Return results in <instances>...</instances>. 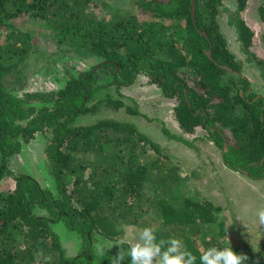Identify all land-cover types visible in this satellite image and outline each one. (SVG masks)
<instances>
[{"label":"trees","instance_id":"16d2710c","mask_svg":"<svg viewBox=\"0 0 264 264\" xmlns=\"http://www.w3.org/2000/svg\"><path fill=\"white\" fill-rule=\"evenodd\" d=\"M195 1L194 22L192 0H135L138 13L148 16L144 20L136 14L108 20L94 11L105 9L98 0H0V264H110L118 246L96 252L92 236L112 239L120 222L152 226L151 209L160 219L157 237H179L197 256L204 248L227 244L229 227L219 216L222 208L195 194H176L172 187L180 177L171 170L169 156L137 125L115 119L76 124L79 116L103 105L125 107L109 96L95 101L99 70H109L111 83L119 89L133 83L146 61L149 82L177 99L174 118L183 132L206 129L223 149L226 165L254 179L264 177V94L253 91L220 30L223 0ZM236 1L230 22L264 77V59L251 51L254 32L241 16L249 0ZM23 17H35L57 30L58 43L71 52L103 61L72 76L62 88L24 91L29 58L39 50L33 28L19 24ZM37 133L48 140L46 154L57 194L8 164L21 152L22 141L35 139ZM149 149L164 162L156 157L144 163L141 157ZM6 176L13 185H1ZM145 185L154 193L144 202ZM106 210L116 219L103 216ZM61 220L84 238L75 256L66 255L53 228ZM231 246L244 253L241 246ZM246 255V264H264L263 257Z\"/></svg>","mask_w":264,"mask_h":264},{"label":"rangeland","instance_id":"374dc122","mask_svg":"<svg viewBox=\"0 0 264 264\" xmlns=\"http://www.w3.org/2000/svg\"><path fill=\"white\" fill-rule=\"evenodd\" d=\"M105 9H94L108 20L130 18L136 14L140 20L148 16L139 14L135 0H98ZM223 7L218 16L221 32L227 39L230 51L243 64V73L251 82L254 92L264 94V77L255 61L249 60L243 51L238 32L230 22V16L237 10L236 0H223ZM264 0H249L241 16L248 27L254 32L252 53L264 59V18L261 13ZM19 24L26 28H33L34 47L39 50L31 54L27 77L24 81V91H46L62 88L66 82L80 71H87L103 61L101 57H83L69 50L68 45H61L57 40V30L50 28L44 21L35 17H23ZM4 37V35H2ZM147 62L142 61L141 71L136 75L133 83L117 89L112 84V74L107 69L99 70L97 84L100 92L95 101L108 96L114 100H121L125 107L116 110L103 105L94 112L78 117L77 125H90L100 119H115L127 121L137 125L139 130L157 142L162 151L170 158L168 161L172 171H176L180 179L172 187L176 194H194L214 203L222 208L219 216L225 220L228 229L226 238L233 245L242 247L248 255L264 258V225L259 223L258 212L264 210V177L254 179L251 176L232 169L223 160V149L211 139L208 131L198 127L194 133H185L174 118V106L177 99L168 97L158 84L150 83L147 74ZM91 103V102H90ZM127 108L137 109L138 114L131 113ZM187 139L193 145L170 138L165 132ZM47 137L37 133L35 139L22 141V150L15 154L8 162L15 172L28 173L35 177L41 186L57 194L55 181L50 173V162L46 154ZM164 159L149 149L141 160L146 163L150 159ZM2 186L13 185L11 177L6 176ZM145 202L147 196H153L152 188L145 185ZM37 213L47 214L36 209ZM101 213V212H100ZM115 220L113 211L102 213ZM151 224L158 226L160 219L151 209L149 211ZM54 230L60 236L61 243L67 256H75L84 244L83 236L68 228L63 220L53 224ZM141 227L118 223L119 234L112 239L96 233L91 242L96 252L120 243L121 240L134 243Z\"/></svg>","mask_w":264,"mask_h":264},{"label":"clouds","instance_id":"9594fccd","mask_svg":"<svg viewBox=\"0 0 264 264\" xmlns=\"http://www.w3.org/2000/svg\"><path fill=\"white\" fill-rule=\"evenodd\" d=\"M259 223L264 225V210L258 212ZM154 225L142 228L134 243L126 248L125 241L116 244L118 250L111 256L110 264H246L249 257L234 251L229 238L223 247L210 246L192 252L179 237L158 238ZM258 264V262H256Z\"/></svg>","mask_w":264,"mask_h":264},{"label":"water","instance_id":"95a60500","mask_svg":"<svg viewBox=\"0 0 264 264\" xmlns=\"http://www.w3.org/2000/svg\"><path fill=\"white\" fill-rule=\"evenodd\" d=\"M192 15H193L194 22H195L196 21V1L195 0H192ZM203 33L206 36V33L205 32ZM208 55L209 56L211 55V49L208 51ZM225 149H227V145H225Z\"/></svg>","mask_w":264,"mask_h":264}]
</instances>
